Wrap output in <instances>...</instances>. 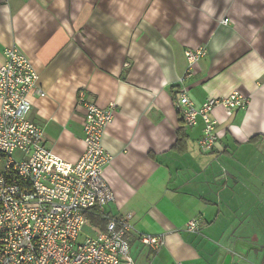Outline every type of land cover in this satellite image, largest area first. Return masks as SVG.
I'll return each mask as SVG.
<instances>
[{
	"label": "crops",
	"instance_id": "crops-1",
	"mask_svg": "<svg viewBox=\"0 0 264 264\" xmlns=\"http://www.w3.org/2000/svg\"><path fill=\"white\" fill-rule=\"evenodd\" d=\"M8 45L38 73L28 92V118L42 128L46 148L63 160L76 162L85 146L78 91L101 108L116 103L102 137L111 154L104 178L114 195L105 210L132 214L129 254L143 246L139 235H163L164 244L148 247L156 254L145 253L142 264H163L172 255L184 264L204 261L212 250L194 246L180 228L192 219L200 231L217 228L218 205L236 203L242 191L244 202L252 199L248 192L257 193L260 218L264 0H0V63ZM198 48L203 56L179 81L188 67L185 50ZM182 88L195 105L234 91L248 99L231 111L212 109L218 144L210 152L198 144L200 118L193 127L182 125L176 109ZM180 127L185 138L174 147ZM93 218L87 224L104 229V221ZM250 237L244 234L229 249H255Z\"/></svg>",
	"mask_w": 264,
	"mask_h": 264
},
{
	"label": "built area",
	"instance_id": "built-area-1",
	"mask_svg": "<svg viewBox=\"0 0 264 264\" xmlns=\"http://www.w3.org/2000/svg\"><path fill=\"white\" fill-rule=\"evenodd\" d=\"M222 23L227 24L228 18ZM188 67L179 81L191 75V64L204 54L203 48L186 49ZM0 63V264H133L130 253L131 213L113 216L105 207L114 200L104 169L111 154L102 137L112 121L116 103L101 108L79 90L77 103L84 106L82 125L84 150L76 162H68L45 146L43 130L28 118L29 90L38 73L29 58L15 45L3 50ZM176 109L185 128L203 121L199 147L207 152L217 147L216 120L211 111L220 105L231 111L245 107L246 95L234 91L193 104L182 88ZM39 95L44 93L39 90ZM104 221V229L90 227L92 235L78 242L88 216ZM186 229L200 231L196 220ZM155 250L163 235L138 236ZM174 264H184L175 261Z\"/></svg>",
	"mask_w": 264,
	"mask_h": 264
},
{
	"label": "rangeland",
	"instance_id": "rangeland-1",
	"mask_svg": "<svg viewBox=\"0 0 264 264\" xmlns=\"http://www.w3.org/2000/svg\"><path fill=\"white\" fill-rule=\"evenodd\" d=\"M243 192L244 191L241 192L240 198L235 200L236 203L231 202L232 205H228L229 203H227L226 206L222 204L218 205L217 208L220 210V217L218 218L217 228L213 226L210 228V230L207 229L197 232H190L186 229V227L180 228L179 234L181 237L188 239L189 241H192L189 237L193 238L194 246L208 247V249L212 250L209 256H206L204 261L203 258H200V260L202 259L201 261L199 259L193 261L189 260V263L221 264L224 255L228 253H231L229 264H254L253 262H258L261 255L260 251L262 250L258 249L256 252L253 248H247L248 246L245 244H241L240 248L235 247L231 250L228 247L233 245L235 241L240 240L244 234L249 235V237L254 236L253 238L250 237V241L254 239L257 241V243L262 242L264 239V209H262L261 216L259 218V206L254 202L257 198V196L254 194L257 193H253L252 190L248 192L251 194L249 197L252 199L246 200L244 202ZM253 217L257 221H255ZM222 226L223 228L218 230V233L212 232L213 230L217 231V229ZM92 234L93 233L90 229V225L85 224L81 230L78 242L84 241L86 236ZM247 239L249 240L248 237H246V240ZM148 247L149 246L145 245L142 246L141 244L140 246L134 245L131 249V254H129L127 258L130 261H135V264H142L141 262L146 261L144 258L145 253H148L150 258L156 254V251L149 252L147 250ZM175 259L176 258L172 255L166 257L162 262L163 264H174ZM185 262H188V260Z\"/></svg>",
	"mask_w": 264,
	"mask_h": 264
},
{
	"label": "flooded vegetation",
	"instance_id": "flooded-vegetation-1",
	"mask_svg": "<svg viewBox=\"0 0 264 264\" xmlns=\"http://www.w3.org/2000/svg\"><path fill=\"white\" fill-rule=\"evenodd\" d=\"M256 241V240H255ZM257 247H255V249H254V251H256V250H262V251H260L261 252V255H260V258H259V260H258V263L257 264H260V262L261 263H263L264 264V239H263V241L262 242H260V243H257ZM257 252V251H256ZM227 255V254H226ZM226 255H224V257H223V259H222V261H221V264H223V261H224V259H225V256ZM263 261V262H262ZM254 263V262H253ZM255 264V263H254Z\"/></svg>",
	"mask_w": 264,
	"mask_h": 264
},
{
	"label": "trees",
	"instance_id": "trees-1",
	"mask_svg": "<svg viewBox=\"0 0 264 264\" xmlns=\"http://www.w3.org/2000/svg\"><path fill=\"white\" fill-rule=\"evenodd\" d=\"M184 134H185V132H183L182 128L180 127V129H178V131H177V140H176V143H175L174 147L179 144L181 139L185 138ZM91 221L94 222V223H98L100 220L97 217H94ZM260 264H263V263L260 262Z\"/></svg>",
	"mask_w": 264,
	"mask_h": 264
},
{
	"label": "water",
	"instance_id": "water-1",
	"mask_svg": "<svg viewBox=\"0 0 264 264\" xmlns=\"http://www.w3.org/2000/svg\"><path fill=\"white\" fill-rule=\"evenodd\" d=\"M231 259V253H228L226 256H225V259L223 261V264H229V261Z\"/></svg>",
	"mask_w": 264,
	"mask_h": 264
}]
</instances>
